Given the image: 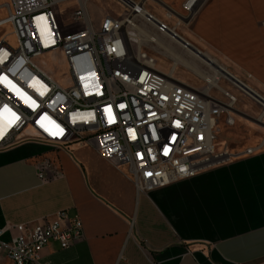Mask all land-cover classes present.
I'll return each mask as SVG.
<instances>
[{
    "label": "built area",
    "instance_id": "1",
    "mask_svg": "<svg viewBox=\"0 0 264 264\" xmlns=\"http://www.w3.org/2000/svg\"><path fill=\"white\" fill-rule=\"evenodd\" d=\"M89 1L3 4L0 28L9 26L16 44L0 39V150L23 142L56 151L72 143L92 144L103 159L125 165L143 193L236 156L215 150L221 113H226V124L233 121L231 107L211 95L212 88L221 89L218 81L212 86L183 82L174 71L185 66L174 64L163 48L151 41L163 52L155 47L150 53L141 42L131 45L135 34L148 42L145 34L192 45L178 29L190 26L208 0H182L181 12L153 0L161 16L147 8L146 0L132 1L121 15L106 14L98 25L91 19ZM63 3L69 7L61 11ZM139 19L155 35L139 27ZM49 51L64 61L60 80L34 61ZM159 54L171 59L169 70L158 67ZM33 167L41 183L63 177L59 164L44 154L34 158ZM6 231L12 232L8 242L1 239ZM82 237L79 218L60 210L54 219L44 217L39 223L6 222L0 227V254L9 264H50L41 258L50 241L68 248Z\"/></svg>",
    "mask_w": 264,
    "mask_h": 264
},
{
    "label": "crops",
    "instance_id": "2",
    "mask_svg": "<svg viewBox=\"0 0 264 264\" xmlns=\"http://www.w3.org/2000/svg\"><path fill=\"white\" fill-rule=\"evenodd\" d=\"M1 1L0 18L6 15V0ZM159 1L181 12L182 0ZM88 10L95 25L107 14L93 11L90 1ZM186 28L196 48L249 90L221 77L219 85L225 87L220 85L219 94L212 95L231 107L232 124H226L222 112L216 134L224 133L222 147L236 156L143 193L125 165L103 159L92 144L72 143L56 151L31 142L42 150L30 154L21 150L23 142L0 150V227L6 222L52 220L60 210L81 222L82 239L68 248L50 241L42 249V260L50 264H264V0H208ZM6 30L0 31V39L10 33V27ZM165 46L174 54L165 51L173 63L182 64L174 62V56H180ZM41 154L59 164L62 178L39 181L33 160ZM11 233L6 231L1 239L8 242ZM0 264H9L3 253Z\"/></svg>",
    "mask_w": 264,
    "mask_h": 264
},
{
    "label": "rangeland",
    "instance_id": "3",
    "mask_svg": "<svg viewBox=\"0 0 264 264\" xmlns=\"http://www.w3.org/2000/svg\"><path fill=\"white\" fill-rule=\"evenodd\" d=\"M135 1V0H132ZM132 1L131 0H90V3L92 4V8L93 11L98 12L100 9L103 10L105 13L110 14V15H121L123 13L124 10H126L127 6H131L132 5ZM140 1V0H139ZM1 0H0V4H1ZM145 5L147 6V8L152 11L156 16H161V11H159V9L150 1H146ZM67 7H69V5H67L66 3H63L60 5V10L63 11L65 10ZM102 11V12H103ZM137 25L139 27H141L143 30L147 31L148 34H154V31H151L148 27V25H145L144 23L141 22V20L139 19V21L137 22ZM7 27L9 26H4L2 28H0V31H2V34H4L5 30L7 29ZM189 28V26H182L179 27L178 32L186 39L188 40L193 46L195 45L194 42L191 40V38L189 37V34L186 32L187 28ZM7 31V30H6ZM155 35V34H154ZM4 37L7 39V41L10 44H16L15 43V39L14 36L11 33H7L4 35ZM159 38V40L161 41V43L168 45V46H174L176 47V45L171 42V40L167 37H163V36H157ZM140 42L142 43L141 46L145 49H147L150 53H153V48L157 47L156 49L159 52H163V50L161 48H159L157 45H155L152 42H148L146 41L144 38L140 39ZM132 46H136V43L131 42ZM195 47V46H194ZM196 48V47H195ZM199 51H201L202 53H206L205 51H203L200 48H197ZM175 52L179 53V55L181 57H183L185 60H189V62H191V64L194 66L193 69L195 70H199L209 74H212L211 71H208V67L206 65H204L203 63L199 62L198 60H195L191 57H188L186 50L181 49V48H175ZM57 52L56 51H49L46 52L44 54H42L40 57L35 58L34 61L36 62V64H38L39 66H41L46 72H48L53 78H55L56 80H60V75L65 73V65H64V61L60 58L57 57ZM157 58V62H158V67H160L161 69L164 70H169L170 69V64L172 63L171 59L165 55L159 54L156 56ZM210 70V69H209ZM174 74L177 78L187 81L193 85L196 86H205L207 85V83L205 81L202 80V78H198L196 76V73L192 70V69H186L183 66H177V68L174 71ZM205 74V73H204ZM223 80V78L220 77V79L218 80L217 84L219 85V81ZM221 87H225L224 83H220ZM219 85V86H220ZM212 86V85H210ZM218 91L216 88H212L211 90V95H218ZM224 140V133H220V134H216V142H215V150L216 151H227L226 146L222 147V142ZM220 147H222L223 149H221ZM21 150L26 151L27 153L30 154H34L37 153V151H41L42 149L34 143L31 142H26L25 144L21 145Z\"/></svg>",
    "mask_w": 264,
    "mask_h": 264
},
{
    "label": "bare ground",
    "instance_id": "4",
    "mask_svg": "<svg viewBox=\"0 0 264 264\" xmlns=\"http://www.w3.org/2000/svg\"><path fill=\"white\" fill-rule=\"evenodd\" d=\"M124 1H126V0H124ZM137 30H140L139 27H137ZM140 31H138V33ZM135 35H136V38L133 40H135V43H137V45H139L140 39L142 36L140 35L141 37H139L138 34H135ZM145 38L148 39L150 42L152 41V42L156 43L157 45L161 46L164 49V51H169V53H171L172 56L174 55L172 52H170L171 51L170 48L163 45L156 37H153V36L150 37V35L145 34ZM171 40H172V42H175L177 45H179L183 49H185L190 57H193L194 59L203 63L204 65H206L210 69L212 74H204L199 70L193 69L194 68L193 65L191 66L189 64V62L185 61L184 59H182L178 56H174V58H175L174 62L175 63H182V64L188 66L190 69H192L196 73V75L200 76L203 80H205L207 82L208 86L216 84V82L220 79V77H223V78H227V79L231 80L239 88L249 92V90L241 82H239L235 78H233L231 76V74H228L227 71H225V69L222 66L218 65L217 62L211 56H209L206 53H202L201 51H199L194 46L185 43V41L181 38H173ZM262 104H264V103H262ZM262 113H264V112H262ZM2 133H3V131L1 132V134Z\"/></svg>",
    "mask_w": 264,
    "mask_h": 264
}]
</instances>
